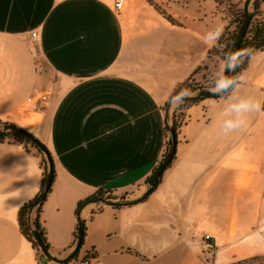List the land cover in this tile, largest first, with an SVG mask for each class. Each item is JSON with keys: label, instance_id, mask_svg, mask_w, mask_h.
Segmentation results:
<instances>
[{"label": "crops", "instance_id": "crops-1", "mask_svg": "<svg viewBox=\"0 0 264 264\" xmlns=\"http://www.w3.org/2000/svg\"><path fill=\"white\" fill-rule=\"evenodd\" d=\"M152 1L174 22L148 0H0V129H23L53 158L41 225L57 260H42L21 234L18 213L40 192L43 171L13 141L0 144V264L264 259V51L251 57L237 92L185 111L175 160L150 194L145 182L163 160L176 110L168 99L207 63L218 41L206 42V33L229 26L215 0ZM209 68L215 75L223 64ZM233 97L253 98L261 110L225 135L220 114ZM29 98L37 111L25 109ZM98 191L144 199L126 207L87 202L77 212ZM79 220L84 242L68 260Z\"/></svg>", "mask_w": 264, "mask_h": 264}, {"label": "trees", "instance_id": "trees-1", "mask_svg": "<svg viewBox=\"0 0 264 264\" xmlns=\"http://www.w3.org/2000/svg\"><path fill=\"white\" fill-rule=\"evenodd\" d=\"M148 1L149 3H151V5L155 7V9H157V11H159L163 16H165V18H167L171 22H174V20L170 16H168L161 7L154 4L152 0H148ZM215 1L221 8H223L224 12L226 13L229 19V26L227 27L224 34L221 36L216 46L213 49H211V51L209 52L207 63L199 67L192 76H190L187 80L179 84L173 91L172 95H175L181 89H185V88L189 89L192 95L197 94L201 91H209L208 89L211 85L212 78L214 76L210 71L209 64H211L212 62H216L218 64H224L223 52L231 51L234 45V42L237 38V35L245 19V15H244L245 1H239V2H235L231 0H215ZM250 16H251L250 25L247 30L246 36L240 46V49H244V48L251 49V54L249 57L244 59V62L240 65V67H238L235 70V72L230 73V76L241 74L247 68L251 57L259 51H264V0H254L253 1L251 10H250ZM221 45L224 46L223 51H221ZM216 98H220V97H216ZM201 101H203V99L190 100L174 111L172 120H171L172 121L171 129L174 131L176 137H178L179 131L184 124L185 111L191 108L192 106L200 103ZM13 141L22 144L27 151L34 153L40 159V165L43 171L41 189H40V192L37 194V196L32 201L28 202L20 209L18 213V225H19L21 234L23 235V237H25V239L29 243H31L33 248L37 251L39 257L42 260L44 259L45 261H47V259L43 256L42 252L40 251L37 245L35 236L32 232V228H35L38 230L43 243L50 250V246L47 242L45 230L41 225V213H42L43 206L49 194L52 192V187L50 188L49 193L47 197L45 198V200L36 207L34 214H33L32 224L30 223V218H29L31 209L35 201L37 200L39 194L42 192L45 182H46L47 168H48L47 162L43 154L39 151V149L36 146H34L30 141H28L26 138L16 133H6L3 135H0V144L5 143V142H13ZM168 148H169V141L167 142V149H166L165 155L167 154ZM174 160H175V157L173 158L172 162ZM54 179H55V172H54ZM149 179L150 177L147 178L145 185L148 184ZM161 181H162V177L158 180L154 188L151 190L150 194L155 192V190L160 185ZM53 183H54V180H53ZM132 195L133 193L131 192L117 194L111 191H98L94 197L87 199L85 202H82L81 204H79L77 208V212L84 205V203H87L90 201H95V200L125 201ZM77 236H78V228L74 234V242L77 241Z\"/></svg>", "mask_w": 264, "mask_h": 264}, {"label": "clouds", "instance_id": "clouds-1", "mask_svg": "<svg viewBox=\"0 0 264 264\" xmlns=\"http://www.w3.org/2000/svg\"><path fill=\"white\" fill-rule=\"evenodd\" d=\"M223 31V25H217L206 33L204 40L208 43L215 44L220 40ZM223 48L224 46L221 45V51H223ZM250 54L251 49L247 48L223 52V69L213 76L208 89L213 96L228 98L238 91L244 81V76L242 74L230 76L228 73L235 72ZM191 95L192 93L189 89H181L175 95L169 97V109L172 110L181 107ZM260 110L261 103L253 98L233 97L232 102L228 103L220 114L222 117L221 127L223 133L227 135L228 133L246 128L248 114L259 112Z\"/></svg>", "mask_w": 264, "mask_h": 264}, {"label": "water", "instance_id": "water-1", "mask_svg": "<svg viewBox=\"0 0 264 264\" xmlns=\"http://www.w3.org/2000/svg\"><path fill=\"white\" fill-rule=\"evenodd\" d=\"M253 1L254 0H246L245 1V4H244L245 19H244V22L241 26V29L237 35V38L234 42V45H233L231 51H235V50L240 49V46H241V44H242V42L246 36L247 30L249 28L250 21H251L250 8H251ZM228 75H230V73H228ZM209 98H216V96H213L210 93V91H201L197 94L191 95L187 99L186 102H188L190 100H195V99H209ZM168 132L170 134L169 148H168L167 154L165 155L164 159L162 160L160 165L156 168V170L154 171V173L152 174V176L150 177V179L148 181L147 186L149 187L150 192L154 188V186L156 185L158 180L163 176L165 171L168 169V167L170 166V164H171V162H172V160L176 154L177 144H178L177 137L171 128L168 129ZM6 133H16V134H19L20 136L26 138L28 141H30L34 146H36L39 149V151L43 154V156L45 157V159L47 161V167L48 168H47L46 182H45V185H44L42 192L39 194L37 200L35 201L32 209H31L30 216H29L30 223L32 224L34 210L36 209V207L40 203H42L45 200V198L47 197V195L49 193L50 188L53 185L54 172H55L54 171V163H53V160L51 158V154L49 153L47 148L33 135L27 133L23 129H20V128L12 126V125H7V126L3 127L2 129H0V135L6 134ZM148 195L149 194H147V196ZM143 199L144 198H141L137 201L95 200V201L89 202V204H93L95 206L126 207V206H131L133 204H136ZM32 232L35 236L37 245H38L40 251L42 252L43 256L50 261L57 262V260H55L50 255L49 249L43 243L38 230L35 228H32ZM84 238H85V224L83 221L79 220V228H78V236H77L76 246H75V249L73 250V252L70 254L68 260L73 258L74 255H76L80 251V249L83 245V242H84ZM58 263L62 264L61 262H58Z\"/></svg>", "mask_w": 264, "mask_h": 264}, {"label": "built area", "instance_id": "built-area-1", "mask_svg": "<svg viewBox=\"0 0 264 264\" xmlns=\"http://www.w3.org/2000/svg\"><path fill=\"white\" fill-rule=\"evenodd\" d=\"M122 6V3H119L117 5L118 8H120ZM31 38L34 40V41H39V34L38 33H32V36ZM37 103L35 101L34 98H29L27 101H26V104H25V109L27 111H31V112H35L37 111ZM195 236H201L203 238V240L208 243V244H211L213 243V238L212 236L210 235H207V234H202L199 230H197L195 232ZM93 263V258H84V259H81V260H76L75 262L71 263V264H92Z\"/></svg>", "mask_w": 264, "mask_h": 264}, {"label": "rangeland", "instance_id": "rangeland-1", "mask_svg": "<svg viewBox=\"0 0 264 264\" xmlns=\"http://www.w3.org/2000/svg\"><path fill=\"white\" fill-rule=\"evenodd\" d=\"M2 129V128H1ZM45 158V157H44ZM46 160V159H45ZM47 162V161H46ZM126 201V200H125ZM246 264H264V259H259V260H255L253 262L250 263H246Z\"/></svg>", "mask_w": 264, "mask_h": 264}]
</instances>
